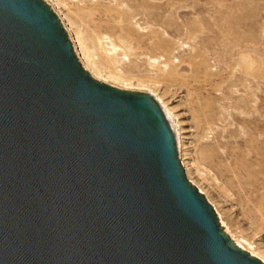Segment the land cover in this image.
<instances>
[{
    "label": "water",
    "instance_id": "1",
    "mask_svg": "<svg viewBox=\"0 0 264 264\" xmlns=\"http://www.w3.org/2000/svg\"><path fill=\"white\" fill-rule=\"evenodd\" d=\"M0 264H264L148 93L52 0H0Z\"/></svg>",
    "mask_w": 264,
    "mask_h": 264
},
{
    "label": "rangeland",
    "instance_id": "2",
    "mask_svg": "<svg viewBox=\"0 0 264 264\" xmlns=\"http://www.w3.org/2000/svg\"><path fill=\"white\" fill-rule=\"evenodd\" d=\"M52 1L103 76L173 109L180 143L264 256V0Z\"/></svg>",
    "mask_w": 264,
    "mask_h": 264
},
{
    "label": "bare ground",
    "instance_id": "3",
    "mask_svg": "<svg viewBox=\"0 0 264 264\" xmlns=\"http://www.w3.org/2000/svg\"><path fill=\"white\" fill-rule=\"evenodd\" d=\"M69 26L71 27L70 24H69ZM73 32L75 33V35H77L76 30L73 31ZM97 42H98L99 45H104V44L110 45V47H111L113 52L123 51V49L118 47V46H116V44L113 43V40H111L110 36H107L106 34H102L101 36H98L97 37ZM81 44H82V42H81ZM155 60L156 59H154V61ZM108 78H111V77H107V79ZM118 87L121 88L122 90H126V91L138 90V89H136L134 87L132 88L131 86H127L126 84L123 85V86H118ZM139 90L142 91L141 89H139ZM150 91H151V93H154L153 90H150ZM153 95L154 96H152V95L151 96L155 99V101L159 104L160 108L162 109V111H163L166 119L168 120V123H169V125H170V127H171V129H172V131L174 133L175 138L180 142V132H179L178 121L176 119V115L173 112V109L168 106V103L165 102L164 99L161 96H159L158 94H153ZM257 253L260 256V258L262 259V261L264 262V256L261 255L259 252H257Z\"/></svg>",
    "mask_w": 264,
    "mask_h": 264
}]
</instances>
